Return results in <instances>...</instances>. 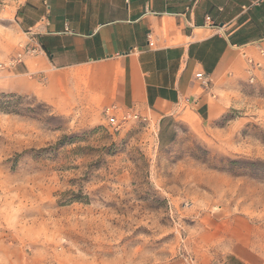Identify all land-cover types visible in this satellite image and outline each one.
<instances>
[{
	"label": "rangeland",
	"instance_id": "rangeland-1",
	"mask_svg": "<svg viewBox=\"0 0 264 264\" xmlns=\"http://www.w3.org/2000/svg\"><path fill=\"white\" fill-rule=\"evenodd\" d=\"M22 0H0V264H177L245 241L264 264V54L211 93L118 131L19 86ZM73 139H65L63 137Z\"/></svg>",
	"mask_w": 264,
	"mask_h": 264
},
{
	"label": "crops",
	"instance_id": "crops-1",
	"mask_svg": "<svg viewBox=\"0 0 264 264\" xmlns=\"http://www.w3.org/2000/svg\"><path fill=\"white\" fill-rule=\"evenodd\" d=\"M18 20L37 49L21 64L36 79L18 88L57 113L208 116L216 86L264 50V0H22ZM224 242L177 264H260L245 241Z\"/></svg>",
	"mask_w": 264,
	"mask_h": 264
},
{
	"label": "built area",
	"instance_id": "built-area-1",
	"mask_svg": "<svg viewBox=\"0 0 264 264\" xmlns=\"http://www.w3.org/2000/svg\"><path fill=\"white\" fill-rule=\"evenodd\" d=\"M25 34L27 36V42L22 46L21 51L17 54L13 63H20L27 55L31 56L36 53V47L31 46V31L28 30ZM257 50L261 56L264 54V50L262 48L259 47ZM245 58L249 65H254L256 68L261 65L259 62H254V60L248 56H245ZM2 65L3 64L0 63V67H2ZM197 78L202 80L203 83H205L204 86L207 87L205 80L202 79V74H198ZM102 113L106 122V126L115 132L120 130L121 127L128 124L129 122L146 121L148 119L146 116L134 110L133 108L122 107L117 104L105 106L102 110Z\"/></svg>",
	"mask_w": 264,
	"mask_h": 264
},
{
	"label": "trees",
	"instance_id": "trees-1",
	"mask_svg": "<svg viewBox=\"0 0 264 264\" xmlns=\"http://www.w3.org/2000/svg\"><path fill=\"white\" fill-rule=\"evenodd\" d=\"M17 96L15 94H0V111L8 113H17V105L14 100ZM68 137L64 136L63 140ZM68 139H73L69 137Z\"/></svg>",
	"mask_w": 264,
	"mask_h": 264
}]
</instances>
